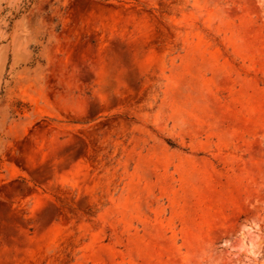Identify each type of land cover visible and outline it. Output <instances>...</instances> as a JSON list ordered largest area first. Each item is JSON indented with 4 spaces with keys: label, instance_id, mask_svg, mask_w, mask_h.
I'll use <instances>...</instances> for the list:
<instances>
[{
    "label": "rangeland",
    "instance_id": "374dc122",
    "mask_svg": "<svg viewBox=\"0 0 264 264\" xmlns=\"http://www.w3.org/2000/svg\"><path fill=\"white\" fill-rule=\"evenodd\" d=\"M0 264H264V0H0Z\"/></svg>",
    "mask_w": 264,
    "mask_h": 264
}]
</instances>
